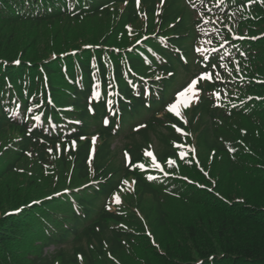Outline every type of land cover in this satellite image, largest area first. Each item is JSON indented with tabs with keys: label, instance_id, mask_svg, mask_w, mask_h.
<instances>
[{
	"label": "trees",
	"instance_id": "obj_1",
	"mask_svg": "<svg viewBox=\"0 0 264 264\" xmlns=\"http://www.w3.org/2000/svg\"><path fill=\"white\" fill-rule=\"evenodd\" d=\"M0 264H264V2L0 0Z\"/></svg>",
	"mask_w": 264,
	"mask_h": 264
},
{
	"label": "snow or ice",
	"instance_id": "obj_2",
	"mask_svg": "<svg viewBox=\"0 0 264 264\" xmlns=\"http://www.w3.org/2000/svg\"><path fill=\"white\" fill-rule=\"evenodd\" d=\"M249 3L253 2V0H248ZM261 2H264V0H261ZM137 3H139V0H137ZM197 52H207L208 49L206 48H196ZM203 57H201L202 59ZM16 63H19V61H16ZM208 74L205 71L203 76L197 75L196 78L192 79L190 81V83L187 85L186 88L183 89V91H181L179 93L180 97L183 98L184 102L187 103V99H188V94L189 93H193V90L195 88L198 87H202V81L208 79ZM170 111L176 112L177 115H179V111L177 110V105L176 104H172L170 106ZM37 119H39V117H36ZM95 137H93V142L95 141ZM75 142L73 141V146H74ZM149 155H151V153H148ZM29 155H31L29 153ZM127 155V154H126ZM170 163H174V161H170ZM157 167H159V165H157ZM155 177L149 176V179H154Z\"/></svg>",
	"mask_w": 264,
	"mask_h": 264
},
{
	"label": "rangeland",
	"instance_id": "obj_3",
	"mask_svg": "<svg viewBox=\"0 0 264 264\" xmlns=\"http://www.w3.org/2000/svg\"><path fill=\"white\" fill-rule=\"evenodd\" d=\"M218 6H220V3H218V5H217V7ZM200 24L197 26V28L199 29V31H200V33H201V39H200V42H199V44L197 45V48H208V43H207V41H206V39H204V36H206V32L208 31V30H206V29H203L204 28V25L206 24V18H205V16L204 15H200ZM217 20V19H216ZM225 29L227 30V32L229 33V34H233V35H235V36H238V40H242V39H244V37H245V35H242V34H240V33H236L235 31H233L232 29H229V26H228V24H225ZM200 55L202 56V55H204V52H200ZM222 73V72H221ZM182 75V74H181ZM217 76V75H216ZM183 77H185V74H183L182 75V77H181V79L183 78ZM232 77H233V75H232ZM217 78H219L218 76H217ZM180 81V80H179ZM190 83V82H189ZM197 94V90H196V88L193 90V93H189L188 94V99L187 100H190V99H192V98H194V96ZM181 98V97H180ZM181 99H183V98H181ZM50 250H52V248L50 247L49 248Z\"/></svg>",
	"mask_w": 264,
	"mask_h": 264
}]
</instances>
